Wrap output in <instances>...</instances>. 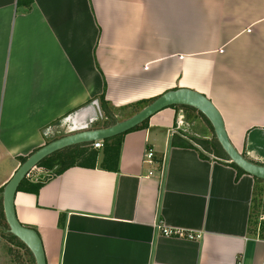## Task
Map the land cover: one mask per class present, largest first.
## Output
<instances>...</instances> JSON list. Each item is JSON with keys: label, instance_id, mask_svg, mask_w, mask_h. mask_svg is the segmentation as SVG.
<instances>
[{"label": "crops", "instance_id": "1", "mask_svg": "<svg viewBox=\"0 0 264 264\" xmlns=\"http://www.w3.org/2000/svg\"><path fill=\"white\" fill-rule=\"evenodd\" d=\"M33 2L26 13L0 0V201L21 159L67 116L105 126L101 97L121 122L169 91H195L220 112L233 146L264 165V0ZM179 116L190 138L214 137L197 113L167 108L123 135L117 172L90 145L95 169L17 193L18 220L40 235L47 264H264V181H237L233 167L173 146ZM148 146L167 157L165 177H148ZM160 221L197 239L164 236Z\"/></svg>", "mask_w": 264, "mask_h": 264}, {"label": "water", "instance_id": "2", "mask_svg": "<svg viewBox=\"0 0 264 264\" xmlns=\"http://www.w3.org/2000/svg\"><path fill=\"white\" fill-rule=\"evenodd\" d=\"M178 106L192 108L203 114L212 125L218 142L231 162L253 178L264 181V165L250 161L233 146L229 140L220 112L207 97L186 89L169 91L127 120L117 122L108 128H94L67 135L48 143L33 153L18 168L3 190V208L9 227L7 232L20 240L28 248L36 264H47L42 239L36 230L20 223L15 208V200L19 188L30 173L43 160L57 152L78 145L93 144L99 141L105 142L106 140L124 135L142 125L145 121L150 120L161 111Z\"/></svg>", "mask_w": 264, "mask_h": 264}, {"label": "trees", "instance_id": "3", "mask_svg": "<svg viewBox=\"0 0 264 264\" xmlns=\"http://www.w3.org/2000/svg\"><path fill=\"white\" fill-rule=\"evenodd\" d=\"M34 2L33 0H18V8L23 9L26 13H29L32 9ZM105 99L104 97H101V107L103 109L105 117L108 119L106 121V124L103 128H108L110 126L115 125L118 122V119L115 117V113L110 110L106 104L104 103ZM151 101H148L147 103H150ZM152 103V102H151ZM177 109H183L186 111H190L191 113H197L200 118H202L205 123L212 129L213 127L210 124V122L206 119V117L197 112L195 109L188 108V107H175ZM149 120L145 121L142 125L136 127L130 132L146 129L148 127ZM129 133V132H128ZM177 133V132H176ZM214 133V131H213ZM65 135V134H64ZM125 135V134H124ZM64 136H56L53 139H50L52 141H55L59 138H62ZM122 137L118 136L110 140H106L104 142V160L102 163L103 169H110L108 171H114L117 172L119 170V160H120V153H121V142ZM181 139L180 144L176 143V139ZM91 144H84V145H78L74 147H70L67 149H64L60 152H57L53 154L52 156L46 158L43 160L39 165L38 168H43L46 171L49 172V175L45 178V180L36 183L30 182L29 178H26L20 188L19 192H26V193H33V194H39L40 190L44 187L46 182H49L51 179L57 176H61L64 174L67 170L74 168V167H84L89 169H95L97 164V158H98V151L97 150H89V146ZM172 145H179L180 147H185L189 149H194L199 152V155L204 160H214L216 162L222 163L224 165H229L230 167H233L237 171V178L238 181L241 176L248 175L243 170L238 168L235 164L231 162L227 154L224 152L223 148L221 147L220 143L218 142L216 136L209 140V139H192V138H184L183 135L176 134L175 137H173V143ZM28 158H22L21 163H25ZM160 162V161H159ZM255 181L259 184L263 182L262 180H259L255 178ZM4 188L1 190L3 193ZM65 226V225H64ZM6 229L9 230L8 224L6 222L5 214H4V208H3V199L0 201V230ZM5 235V233H3ZM7 237V240H9L10 247L9 251L10 253H15L17 256H19L18 264H25L23 262V257L20 255V249L24 250V252L29 257V261L31 264H36L35 259L32 255V253L28 250V248L16 237L12 236L11 234L5 236ZM21 256V257H20Z\"/></svg>", "mask_w": 264, "mask_h": 264}, {"label": "built area", "instance_id": "4", "mask_svg": "<svg viewBox=\"0 0 264 264\" xmlns=\"http://www.w3.org/2000/svg\"><path fill=\"white\" fill-rule=\"evenodd\" d=\"M94 105L99 108L98 102H94ZM99 114L102 116L101 111H99ZM79 115H81V112L71 114L64 119L67 125V130H66L65 135H72V134H76L79 132L91 130L93 129V126L96 124V122L99 120V118L91 117L90 119H85L82 122L76 123L75 121ZM101 116H100V119L103 118V116L102 117ZM175 132L182 134L184 137H188V138L192 136V134L190 133V127L187 124L184 116L178 117L176 121ZM54 135L55 134H53V136ZM92 148L102 149L103 142L99 141V142L93 143ZM143 163L150 168L148 177H153L155 175L154 170H157L161 177H165L166 170H167V157L166 156L160 162L157 161L155 150L148 146L145 150ZM157 229L162 235L167 236V237L181 238V239H188V240L197 239V236H195V234L184 232L182 230L169 229L165 227L163 222L161 221L158 223ZM237 264H243V263L240 260H238Z\"/></svg>", "mask_w": 264, "mask_h": 264}, {"label": "rangeland", "instance_id": "5", "mask_svg": "<svg viewBox=\"0 0 264 264\" xmlns=\"http://www.w3.org/2000/svg\"><path fill=\"white\" fill-rule=\"evenodd\" d=\"M126 111H128V109L124 110L122 113L126 114ZM103 120L107 121L108 119L106 117L105 118L103 117ZM192 123H193L195 130L198 131V129H196V127L200 128L201 124L199 122H197V123L192 122ZM97 125L98 124H96L95 126H97ZM66 127H67V125H66L65 120L62 122H59L57 125H55V127L51 128V130H49L50 138H51V136H53V134H55V137L56 136H66V135H64V134H66V130H67ZM45 172L48 173L47 171H45ZM38 174H41V173L38 172ZM3 233H5V235ZM7 235H9V233L7 232V230L5 228L3 230H0V264H13L16 262L18 263L19 256H17V254H15V253H10V251H9L10 243H9V240H7V237H5ZM21 251H23V255H22V257L24 258L23 262L25 264H31V262L29 261V257L24 252V250L20 249V253H21Z\"/></svg>", "mask_w": 264, "mask_h": 264}, {"label": "bare ground", "instance_id": "6", "mask_svg": "<svg viewBox=\"0 0 264 264\" xmlns=\"http://www.w3.org/2000/svg\"><path fill=\"white\" fill-rule=\"evenodd\" d=\"M83 116H84L83 114H82V115H79L75 122H76V123L82 122V121L85 119V118L82 119ZM66 128H67V127H66Z\"/></svg>", "mask_w": 264, "mask_h": 264}, {"label": "clouds", "instance_id": "7", "mask_svg": "<svg viewBox=\"0 0 264 264\" xmlns=\"http://www.w3.org/2000/svg\"><path fill=\"white\" fill-rule=\"evenodd\" d=\"M94 126H95V125H94ZM94 126H93V127H94ZM93 129H94V128H93ZM66 136H67V135H66ZM91 145H92V144H91ZM103 146H104V143H103ZM28 177H29V176H28Z\"/></svg>", "mask_w": 264, "mask_h": 264}]
</instances>
